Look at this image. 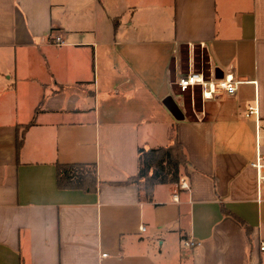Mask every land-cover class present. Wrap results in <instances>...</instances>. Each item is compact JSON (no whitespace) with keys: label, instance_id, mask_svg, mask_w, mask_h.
Wrapping results in <instances>:
<instances>
[{"label":"crops","instance_id":"1","mask_svg":"<svg viewBox=\"0 0 264 264\" xmlns=\"http://www.w3.org/2000/svg\"><path fill=\"white\" fill-rule=\"evenodd\" d=\"M190 44L234 95L176 94ZM176 142L190 189L148 198L139 150ZM259 152L264 0H0V264H264ZM77 163L96 190L58 185Z\"/></svg>","mask_w":264,"mask_h":264},{"label":"trees","instance_id":"2","mask_svg":"<svg viewBox=\"0 0 264 264\" xmlns=\"http://www.w3.org/2000/svg\"><path fill=\"white\" fill-rule=\"evenodd\" d=\"M184 164L185 153L179 142L157 148H140L139 172L128 181L140 185L147 197L151 198L156 185L179 182L180 169ZM57 177L60 187L82 188L86 191L97 189V171L94 164L61 165Z\"/></svg>","mask_w":264,"mask_h":264},{"label":"built area","instance_id":"3","mask_svg":"<svg viewBox=\"0 0 264 264\" xmlns=\"http://www.w3.org/2000/svg\"><path fill=\"white\" fill-rule=\"evenodd\" d=\"M54 43L62 45L64 41L62 37L57 36ZM191 45L192 44H190V47L194 48V46ZM188 67L189 69L187 71H184L182 68L178 70L175 85L179 88L180 92H188L189 90H195L196 87H199L202 97L211 99L214 98L217 93L225 92L228 95H234L241 83V80L238 79L232 71L224 72L223 77L217 78L214 69L209 70L208 74L204 71H196L192 60L189 62ZM255 111L256 109L253 106H250L248 115L254 113ZM255 165L258 168L264 167V155L260 154V152ZM178 185L180 189H190V183L186 179L181 178ZM174 199L178 200L177 192L174 194ZM141 229L145 231L146 227L141 226ZM199 244L201 243L194 239H186L184 241L185 247H195ZM260 249L264 250V241L260 243ZM104 255L106 256L107 254Z\"/></svg>","mask_w":264,"mask_h":264},{"label":"rangeland","instance_id":"4","mask_svg":"<svg viewBox=\"0 0 264 264\" xmlns=\"http://www.w3.org/2000/svg\"><path fill=\"white\" fill-rule=\"evenodd\" d=\"M194 49V48H193ZM194 54H195V60H194V68L196 71H204L206 74H208L209 72V61L206 57V53L204 52V49L201 46H196L194 49ZM189 62L190 60H188V57L186 55V52H184L183 56H182V62H181V66L182 69L184 71L188 70V66H189ZM176 94H185V99L187 104L192 103V96H193V100L195 98V102H196V108L198 107L199 104V100H200V89L199 87L195 88V92L194 90H189L188 92H180L179 88L174 87ZM193 91V95L192 92Z\"/></svg>","mask_w":264,"mask_h":264},{"label":"water","instance_id":"5","mask_svg":"<svg viewBox=\"0 0 264 264\" xmlns=\"http://www.w3.org/2000/svg\"><path fill=\"white\" fill-rule=\"evenodd\" d=\"M215 73H216L217 78L223 77V70L221 68H216ZM163 103L177 120L184 119V114H183L178 102L174 99L173 96H171V95L167 96L163 100Z\"/></svg>","mask_w":264,"mask_h":264}]
</instances>
